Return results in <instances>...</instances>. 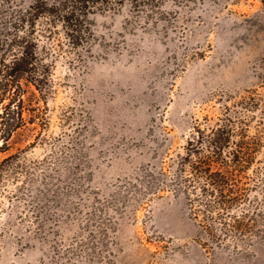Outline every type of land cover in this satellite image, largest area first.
Masks as SVG:
<instances>
[{"label":"rangeland","instance_id":"374dc122","mask_svg":"<svg viewBox=\"0 0 264 264\" xmlns=\"http://www.w3.org/2000/svg\"><path fill=\"white\" fill-rule=\"evenodd\" d=\"M91 18L85 63L69 49L48 102L38 97L44 129L29 124L11 141L7 154H21L26 171L1 186L0 264H40L49 239L75 236L81 216L60 218L72 201L117 213L106 264H264V240L250 258L208 257L185 196L136 180L169 173L188 139L225 116L249 120L251 133L264 127V0H166ZM256 157L251 183L264 179V147Z\"/></svg>","mask_w":264,"mask_h":264},{"label":"trees","instance_id":"16d2710c","mask_svg":"<svg viewBox=\"0 0 264 264\" xmlns=\"http://www.w3.org/2000/svg\"><path fill=\"white\" fill-rule=\"evenodd\" d=\"M165 3L34 0L26 4L0 0V154H6L0 159V190L8 177L26 171L21 154L7 153L17 131L29 124L44 129L48 112L39 99L47 103L53 93L52 76L58 59L70 49L76 55L75 63L82 65L92 51L96 33L91 17L126 6L137 13L150 12ZM244 105L257 108L250 100ZM261 128L262 122L251 133L249 120L225 116L210 131L199 128L188 139L185 153L176 158L169 173L150 169L136 178L141 189L185 196L197 227L195 240L208 257L250 258L256 244L264 240V179L251 183L248 176L264 147ZM70 203L60 218L81 216L80 231L68 239H49L52 255L40 264L111 262L117 213L100 201L87 205L86 211L82 205Z\"/></svg>","mask_w":264,"mask_h":264}]
</instances>
